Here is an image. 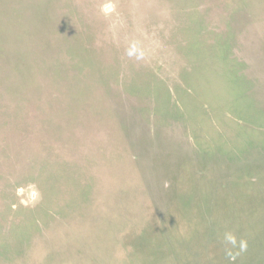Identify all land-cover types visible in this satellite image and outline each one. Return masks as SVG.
Listing matches in <instances>:
<instances>
[{
    "label": "rangeland",
    "instance_id": "374dc122",
    "mask_svg": "<svg viewBox=\"0 0 264 264\" xmlns=\"http://www.w3.org/2000/svg\"><path fill=\"white\" fill-rule=\"evenodd\" d=\"M0 264H264V0H0Z\"/></svg>",
    "mask_w": 264,
    "mask_h": 264
}]
</instances>
